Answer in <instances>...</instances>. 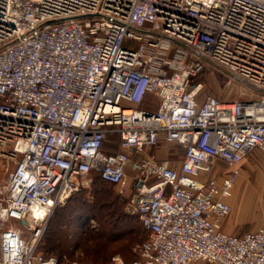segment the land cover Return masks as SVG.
Listing matches in <instances>:
<instances>
[{"label": "built area", "instance_id": "built-area-1", "mask_svg": "<svg viewBox=\"0 0 264 264\" xmlns=\"http://www.w3.org/2000/svg\"><path fill=\"white\" fill-rule=\"evenodd\" d=\"M216 67L242 84L238 97L197 80ZM149 94L156 109L143 106ZM162 143L183 148L176 165L145 152ZM254 148L264 150V0H0V153L16 161L0 264H59L38 249L43 224L95 173L131 186L128 210L148 232L138 257L117 264H264V224L223 227Z\"/></svg>", "mask_w": 264, "mask_h": 264}, {"label": "rangeland", "instance_id": "rangeland-1", "mask_svg": "<svg viewBox=\"0 0 264 264\" xmlns=\"http://www.w3.org/2000/svg\"><path fill=\"white\" fill-rule=\"evenodd\" d=\"M225 75L226 72L218 67L215 72L208 68L197 76V80L204 82L205 89L220 98L238 97L244 87L237 80L228 85ZM176 150L180 154L182 147L176 146ZM255 151L258 154L254 158L246 157L238 166L240 174L230 199L233 209L250 210L251 196L254 195L250 184L258 174L264 172V150L257 148ZM15 165V160L0 153V199L3 198L4 187ZM222 169L225 171L227 168L222 166ZM128 174L130 176L131 171ZM82 180H85V176L76 179L79 184ZM79 189L82 190L70 200L67 197L58 204L46 224H43L38 249L44 254L60 255L59 264H117L115 256H120L125 262L137 258L139 247L147 239L148 232L142 227L139 218L128 210L131 186L121 190L118 185L98 181L96 184L93 176L89 185ZM115 207L120 208L124 218L111 223L108 212ZM11 225L22 229L19 222L13 221ZM104 228L114 229L116 237H107ZM22 230L25 236H29L28 228ZM193 264L208 263L197 261Z\"/></svg>", "mask_w": 264, "mask_h": 264}, {"label": "crops", "instance_id": "crops-1", "mask_svg": "<svg viewBox=\"0 0 264 264\" xmlns=\"http://www.w3.org/2000/svg\"><path fill=\"white\" fill-rule=\"evenodd\" d=\"M143 106L156 109L159 106V98L154 94H149L143 103ZM177 144L175 143H162L157 148L145 149L147 154L154 153L160 159H167L171 165H176L178 161L183 157L184 150L178 154L176 150ZM257 148H254L248 152L245 156L254 158ZM250 155V156H249ZM244 158V159H245ZM243 159V160H244ZM224 163L217 162V167L222 168ZM264 195L251 196L250 210L233 209L231 214L224 220L223 227L227 232L242 234L247 230H255L264 224ZM255 197V198H254ZM144 228V227H143Z\"/></svg>", "mask_w": 264, "mask_h": 264}, {"label": "trees", "instance_id": "trees-1", "mask_svg": "<svg viewBox=\"0 0 264 264\" xmlns=\"http://www.w3.org/2000/svg\"><path fill=\"white\" fill-rule=\"evenodd\" d=\"M93 176H95V178H96V184H97V181L98 182H103L102 181V179H101V177H100V175H99V173H95ZM113 185H116V184H113ZM83 189V188H82ZM82 189H79V190H76V192H74V194H72V196H69L68 197V199L70 200L78 191H80V190H82ZM103 215V214H102ZM108 220L111 222V223H115V221H116V219H122V218H124L123 217V215H122V213H121V211H120V208L119 207H115V208H113V210L112 211H110V212H108ZM134 215V214H133ZM137 216V215H136ZM104 217H107V216H104ZM138 217V216H137ZM104 219V218H103ZM106 221V220H105ZM140 221V220H139ZM142 225V224H141ZM143 227V226H142ZM104 229H106L105 231H104V233H105V235L107 236V237H116L115 236V234H114V229H112V228H104ZM108 234V235H107ZM47 256H49V255H53V254H49V253H45ZM55 255V254H54ZM59 257H60V261H61V256L60 255H58Z\"/></svg>", "mask_w": 264, "mask_h": 264}, {"label": "bare ground", "instance_id": "bare-ground-1", "mask_svg": "<svg viewBox=\"0 0 264 264\" xmlns=\"http://www.w3.org/2000/svg\"><path fill=\"white\" fill-rule=\"evenodd\" d=\"M263 166V165H262ZM263 168V167H262ZM260 169V168H259ZM264 169V168H263ZM262 171V169H261ZM264 171V170H263ZM247 181V180H246ZM248 185V183L246 184ZM250 186H252L251 188H253L254 190V196H260V195H264V172L263 174L260 173V175L258 174L257 177H255L253 179V182L250 184ZM249 187V186H248ZM251 190V189H250ZM249 190V191H250ZM69 190H65V192L62 193L61 195V200L64 201L66 196L68 195ZM258 193V194H257ZM254 197V198H255ZM264 197V196H263Z\"/></svg>", "mask_w": 264, "mask_h": 264}, {"label": "water", "instance_id": "water-1", "mask_svg": "<svg viewBox=\"0 0 264 264\" xmlns=\"http://www.w3.org/2000/svg\"><path fill=\"white\" fill-rule=\"evenodd\" d=\"M129 210H132V207H130Z\"/></svg>", "mask_w": 264, "mask_h": 264}]
</instances>
